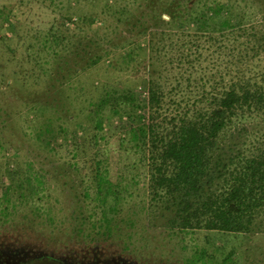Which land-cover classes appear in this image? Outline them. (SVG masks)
<instances>
[{
  "label": "rangeland",
  "instance_id": "obj_1",
  "mask_svg": "<svg viewBox=\"0 0 264 264\" xmlns=\"http://www.w3.org/2000/svg\"><path fill=\"white\" fill-rule=\"evenodd\" d=\"M111 1L126 7L127 0ZM128 1L126 11L114 5L91 28L66 21L58 42L51 28L62 18L77 21L78 9L92 11L89 3L0 0V35L5 37L0 36V264H264V232L197 229L184 234L171 228L151 201L142 139L112 126L120 120L108 107L100 116L103 128L96 127L104 86L117 82L140 88L149 79L147 50L130 64L119 59L136 41L148 45L147 36L131 31L140 13L145 11V26L151 30L181 32L178 24L193 22L206 5H225L226 15L246 18V28L262 27L264 0ZM150 3L159 4L156 14L166 9L159 20ZM12 24L14 33L8 31ZM105 35L112 44L99 40ZM238 37L236 31L229 42L222 37L216 44L203 42L200 61L193 66L172 65L174 52L164 50L165 114L192 107L203 83L231 80L228 72L234 68L227 62L234 57L226 49L220 53L218 43L238 48L243 43L236 39L245 41ZM92 38L101 44L92 52L102 55L95 66L76 58L86 54ZM262 70L264 52L251 57L245 72L256 78ZM52 76L53 85H47ZM177 79L183 82L179 92L174 90ZM142 95L147 97V91ZM48 121L55 134L50 143L40 136Z\"/></svg>",
  "mask_w": 264,
  "mask_h": 264
},
{
  "label": "trees",
  "instance_id": "obj_2",
  "mask_svg": "<svg viewBox=\"0 0 264 264\" xmlns=\"http://www.w3.org/2000/svg\"><path fill=\"white\" fill-rule=\"evenodd\" d=\"M83 1L90 4L92 11L88 13L78 9L77 21L71 16L65 21L62 18L59 27L51 28L54 40L59 42L62 39L60 31L67 27L66 21L78 29L81 26L79 22L91 28L93 24L100 23L114 5L119 11H126L130 6L128 0L126 7H118L111 0ZM115 1L119 4L121 0ZM158 5L150 3L149 8L157 20L166 11L163 7L156 14ZM226 7L206 5L193 22L178 24L181 32L151 30L145 26V11L140 13L141 18L132 24L131 31L136 29L139 36H147L148 45L143 47L136 41V45L133 44L119 59L130 64L135 62L136 55L140 56V51L147 50L150 53L149 79L144 81L143 88L117 82L104 86V94L96 107L99 111L97 128H103L100 116L108 107L112 117L117 116L120 120L116 123L120 125H113V122L112 126L129 130L135 140L142 139L146 149L142 161L149 164V189L154 209L167 218L171 228H177L184 234L197 229L233 234L264 232V70L256 78L247 77L245 72L251 57L264 52V24L246 28V18L232 13L226 15ZM99 9L101 14L95 11ZM8 18L5 15L4 21ZM14 25L9 26L8 31L14 33ZM97 30V33L102 31L100 25ZM217 30H220L219 36L213 33ZM236 31L238 38L245 39L242 42L236 39V42L243 45L230 48L224 42H220L222 45L218 43L220 53L226 49L234 57L227 62V67L231 65L234 68L228 72L233 74L231 80L226 83L223 77L220 84L216 79L203 83V90L192 107L172 116L165 114L168 96L163 76L167 70L162 59L166 60L164 50L169 48L174 52L169 61L172 65L183 67L188 63L193 66L194 60L200 61L198 56L202 54L203 42L216 44L218 37L229 42L230 35H235ZM99 40L103 44L113 42L108 35ZM96 41L89 39L86 54L77 53L76 58H85L90 66H95L102 60V55L92 54L93 49L101 48L100 42ZM185 47L190 53H185ZM54 80L52 76L47 85H53ZM182 83V79H177L176 92ZM144 90L147 97L142 95ZM48 122L49 128L40 136L50 143L55 134L53 122ZM58 130L63 131L62 128ZM10 189L6 188L7 194Z\"/></svg>",
  "mask_w": 264,
  "mask_h": 264
}]
</instances>
